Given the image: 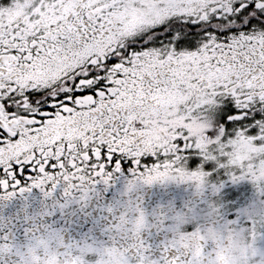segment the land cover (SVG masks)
Segmentation results:
<instances>
[{
    "label": "snow or ice",
    "instance_id": "6c2138e0",
    "mask_svg": "<svg viewBox=\"0 0 264 264\" xmlns=\"http://www.w3.org/2000/svg\"><path fill=\"white\" fill-rule=\"evenodd\" d=\"M245 180L264 0H0V264H264Z\"/></svg>",
    "mask_w": 264,
    "mask_h": 264
},
{
    "label": "flooded vegetation",
    "instance_id": "af4514ba",
    "mask_svg": "<svg viewBox=\"0 0 264 264\" xmlns=\"http://www.w3.org/2000/svg\"><path fill=\"white\" fill-rule=\"evenodd\" d=\"M205 124L207 127L212 126V112L208 111L206 115ZM195 191V186H189ZM226 195L234 202L233 205H226L219 197L213 199L209 197L207 207L205 208V215L211 219L217 216H222L226 211L233 209L239 211L244 215H250L254 219L262 218L264 215V193L258 191L257 187L249 181H241L236 185L228 182L225 189ZM173 212L179 213L184 218L191 217V213L187 208L181 204H176L172 209Z\"/></svg>",
    "mask_w": 264,
    "mask_h": 264
},
{
    "label": "rangeland",
    "instance_id": "374dc122",
    "mask_svg": "<svg viewBox=\"0 0 264 264\" xmlns=\"http://www.w3.org/2000/svg\"><path fill=\"white\" fill-rule=\"evenodd\" d=\"M262 218H264V215H263V217H262ZM255 219H259V218L255 217Z\"/></svg>",
    "mask_w": 264,
    "mask_h": 264
}]
</instances>
